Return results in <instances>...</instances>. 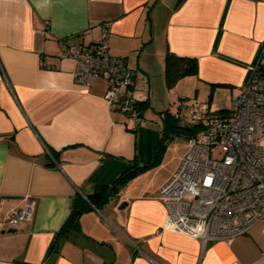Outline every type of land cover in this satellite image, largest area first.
<instances>
[{
  "label": "crops",
  "instance_id": "crops-1",
  "mask_svg": "<svg viewBox=\"0 0 264 264\" xmlns=\"http://www.w3.org/2000/svg\"><path fill=\"white\" fill-rule=\"evenodd\" d=\"M104 24L111 56L136 72L133 97L149 84L152 96L151 68L174 88L165 71L174 56L197 60L199 70L176 85L224 87L233 99L264 40V0H0V264H264V221L229 241L164 230L160 190L188 144L175 164L142 172L119 200L85 211L80 231L51 252L74 200L111 184L129 164L153 161L163 134L160 116L149 129L111 113L103 79L75 84L76 64L60 43L94 44ZM28 199L33 221L8 233L7 217Z\"/></svg>",
  "mask_w": 264,
  "mask_h": 264
},
{
  "label": "built area",
  "instance_id": "built-area-1",
  "mask_svg": "<svg viewBox=\"0 0 264 264\" xmlns=\"http://www.w3.org/2000/svg\"><path fill=\"white\" fill-rule=\"evenodd\" d=\"M110 36V25L104 24L94 44L65 40L60 43L62 56L76 64L77 86L90 87L103 79L111 113H121L140 125L146 120L133 97L136 72L128 61L111 56ZM239 92L224 118H209L208 104L189 110L193 124H208L185 140L189 151L161 189L168 216L165 231L203 242L229 241L264 221V40ZM35 208V202L28 199L23 209L10 213L6 223L18 229L33 221Z\"/></svg>",
  "mask_w": 264,
  "mask_h": 264
},
{
  "label": "trees",
  "instance_id": "trees-1",
  "mask_svg": "<svg viewBox=\"0 0 264 264\" xmlns=\"http://www.w3.org/2000/svg\"><path fill=\"white\" fill-rule=\"evenodd\" d=\"M166 59V79L170 87H174V85L177 84V81L186 78V76L198 75L199 70L197 60L174 56H167ZM208 104L211 112V104ZM140 108H142L144 113L147 112L149 109V103L140 102ZM182 112L183 111L180 108L179 112H173L169 109L160 113L161 120H163L161 131L163 134L161 140L156 143L157 145L154 149L153 161L144 164H140L137 161L134 164H129V166H127L118 178L113 180L111 184L101 185L100 188L94 192V194L88 196L86 199L84 197H78L74 200L72 205L73 209L71 211V215L67 219L68 221L60 229L52 243V253L58 252L60 240L67 239L72 232L80 231V217L85 211L91 210L92 206L100 208L101 205L107 204V202L115 197V193L118 192V190L120 191L122 188L127 186L131 179L136 178L141 175L142 172L147 171L150 168L158 166L162 161V154L170 143L177 139L185 141L190 137L196 136L201 131L200 129L206 126L205 123L193 124V122H188V124H184ZM229 113L230 111L218 112L219 115L209 113V118L221 119ZM136 125L139 126L138 124Z\"/></svg>",
  "mask_w": 264,
  "mask_h": 264
},
{
  "label": "rangeland",
  "instance_id": "rangeland-1",
  "mask_svg": "<svg viewBox=\"0 0 264 264\" xmlns=\"http://www.w3.org/2000/svg\"><path fill=\"white\" fill-rule=\"evenodd\" d=\"M150 72H152V80H151L153 84L152 85V96H150V91H151L150 85L151 84L147 85V89L142 90L138 88V90L136 91V96H135L138 102H148L149 103V109L146 112L147 118L149 120H146L145 122L140 124L141 126H144L145 128L146 127L149 129H152L154 127L157 128L158 123L160 122L158 119L160 116L159 113H162L163 111L167 109H171L174 112L176 111L179 112L181 108V110L183 111L182 112L183 122L184 124H188V122L190 123L192 121L189 118V110L191 109V107L197 106V104L199 105L200 103L202 104L210 103L212 112L217 111L215 109L224 110V109H229V107H232L231 105L232 104L231 102L232 94L229 92L227 88H224V87L216 88L212 92L210 90L211 88H208L207 90H205L202 87L203 90H200L199 92H197V89L195 88V86H193V83L186 82L185 84V82H183V84L176 85L177 87L174 86V88L170 89L162 85L164 83L162 82L163 71H161V69L151 68ZM142 93H144V95H139ZM187 93L189 96L186 99L180 98L181 95L186 96ZM197 94H198V97L196 96ZM150 120H153L154 122H151ZM186 145L187 143L185 141L179 140V139L170 143V145L166 147L164 153L162 154L163 157H162L161 163L158 166H155L154 168H150L148 171L152 172L158 169V167H160L162 164H166V163L168 167L171 166L174 159H176L178 156H181V154H183L184 151L187 150ZM175 163L176 162H174L173 164ZM148 171H144V173ZM139 176L131 179L129 183L127 184L126 188L129 185H134L136 183V180H138L137 178ZM115 194H116L115 197L112 198L113 200L114 199L119 200V198L122 196L119 190ZM160 196H161V190H160Z\"/></svg>",
  "mask_w": 264,
  "mask_h": 264
},
{
  "label": "water",
  "instance_id": "water-1",
  "mask_svg": "<svg viewBox=\"0 0 264 264\" xmlns=\"http://www.w3.org/2000/svg\"><path fill=\"white\" fill-rule=\"evenodd\" d=\"M8 233H14V232H16V230L15 229H11V230H9V231H7ZM6 233V231L5 232H3V234H5Z\"/></svg>",
  "mask_w": 264,
  "mask_h": 264
}]
</instances>
